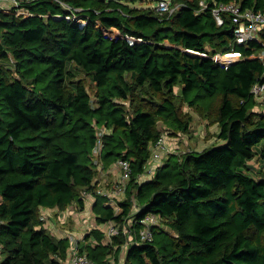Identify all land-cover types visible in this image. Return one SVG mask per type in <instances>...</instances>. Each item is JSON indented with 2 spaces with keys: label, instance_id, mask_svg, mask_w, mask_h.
I'll use <instances>...</instances> for the list:
<instances>
[{
  "label": "trees",
  "instance_id": "obj_1",
  "mask_svg": "<svg viewBox=\"0 0 264 264\" xmlns=\"http://www.w3.org/2000/svg\"><path fill=\"white\" fill-rule=\"evenodd\" d=\"M201 1L170 0L171 15L127 0H30L26 16L0 10V264H64L71 239L49 231L43 209L84 208V192L96 197L98 223L122 229L131 217L161 216L153 241L130 244L124 264H264V167L257 176L242 169L264 159V106L251 93L264 82V60L250 57L264 50V27L238 45L232 16L220 25L213 14L216 3L264 10V0ZM232 48L244 58L229 67L189 52ZM42 76L51 91L38 87ZM193 108L219 126L220 142L172 153L141 178L164 129L189 132ZM102 126L105 166L132 165L119 211L95 185ZM21 136L39 144L19 145ZM125 243L123 233L110 242L94 228L80 246L103 262L118 260Z\"/></svg>",
  "mask_w": 264,
  "mask_h": 264
},
{
  "label": "built area",
  "instance_id": "obj_2",
  "mask_svg": "<svg viewBox=\"0 0 264 264\" xmlns=\"http://www.w3.org/2000/svg\"><path fill=\"white\" fill-rule=\"evenodd\" d=\"M26 1L30 0H0V10L10 11L16 9L18 15H28L30 12L24 9L22 4ZM201 5L203 7H207L206 1H201ZM157 11L160 14H172L175 10L170 4V0H161L157 6ZM224 13H228L232 16L233 22L235 23V42L238 45H243L251 40L259 39V31L264 27V10H254L253 8H243L240 4L235 2H220L216 3L213 8V14L218 22V24L222 25L225 21ZM70 17V16H68ZM83 23H85L83 21ZM128 40L133 43L135 41H142V38H136L134 36H127ZM189 52L200 55L204 57L212 58L217 64L222 67H229L230 65L236 63L237 61L244 58L241 51L237 49H229L226 51H217L213 54L208 52H198L190 50ZM251 58L257 57L264 60V50H262L258 54H252ZM251 93L255 96V98L264 106V82H256L251 89ZM107 129L105 126L99 127L98 134L99 140L94 149V156L102 153L103 150V141L102 136L106 133ZM171 144L168 142L166 135L164 133L161 134L159 139L153 144L151 150V157L148 160L145 166V173L141 176V178H148L151 175H154L157 168L162 165L164 159L168 157L170 154L174 153V149L170 146ZM95 162V161H94ZM256 165L260 167L259 159L255 161ZM96 164V162H95ZM97 165V164H96ZM115 167L119 171V183L114 188L113 194L121 200L116 199V210H120L119 202L125 198L126 191L128 189L129 181L132 176V165L129 159L119 158L115 162ZM87 193L84 192V195ZM113 194L107 196L110 200H113ZM136 207V211L139 210L137 204H134ZM109 225L106 230V237L108 241H112L113 236L123 233L126 237L125 246H128L135 242H152L154 239V227L158 226L161 222V216L155 213H148L142 216L140 219H135V217H131L128 222L123 224L122 229H120L119 224L113 220L108 221ZM135 222H139L141 228L138 232L133 230V225ZM81 239L72 238L71 246L69 248L68 259L64 264H119L115 261L114 258H110L103 262H98L93 260L86 251L81 250L80 246Z\"/></svg>",
  "mask_w": 264,
  "mask_h": 264
},
{
  "label": "crops",
  "instance_id": "obj_3",
  "mask_svg": "<svg viewBox=\"0 0 264 264\" xmlns=\"http://www.w3.org/2000/svg\"><path fill=\"white\" fill-rule=\"evenodd\" d=\"M218 131H219V127L216 130L217 132L216 135H218ZM217 141L220 142L218 139ZM172 143L174 144V148H175L174 153L175 152L179 153L180 138L178 137L175 138L174 142ZM165 159H167V157ZM93 161L96 162L97 164L96 168L99 171L95 178V185L97 188V192L103 195L107 194L108 196L111 194L112 196L114 188H116V186L119 183V171L116 169L115 163L109 166L108 165L105 166L102 153L98 154L96 158H93ZM257 168H260V167L257 166ZM84 198H85L84 208L81 206H78V204L75 203L66 210H59L57 208H44L43 209V217L46 220V227L49 229V231L52 232V234H54L55 236L59 238H67V237L69 239L79 238L83 242L85 241V235L88 233H91L92 229L94 228H99L104 232V234H106V230L108 228L107 227L108 222L98 223L96 220V214L93 211L94 204L96 203L95 195L91 193H87L86 195H84ZM116 199L118 201L121 200L120 198L116 197L115 194H113V200H110L107 197L105 203L113 206L116 209V204H115ZM89 204H90V208H92V211L95 217L94 218L95 223L90 229L86 230L84 228L87 224L86 222L87 220H82L81 214L87 209V205ZM89 240L90 241L95 240L94 236H91ZM124 247H122V250L120 252V257H118V260H116L115 256H111L110 258H114L117 263L122 264L121 256H123Z\"/></svg>",
  "mask_w": 264,
  "mask_h": 264
},
{
  "label": "rangeland",
  "instance_id": "obj_4",
  "mask_svg": "<svg viewBox=\"0 0 264 264\" xmlns=\"http://www.w3.org/2000/svg\"><path fill=\"white\" fill-rule=\"evenodd\" d=\"M127 1L131 5H135L138 7L151 6V7L156 8L157 4L161 0H127ZM80 77H82L85 80L90 92L92 93V95H94L95 93L94 91L96 89L94 85V80L90 76H87L86 73H84L82 70H81ZM51 81L52 80H50L49 77L42 76L38 84V87L40 88L41 86L46 85L48 86L47 90L51 91L54 87L53 84L52 86L50 85ZM193 92L194 93H192L191 96H195L196 92L195 91ZM191 112L193 113L194 118H193L192 125H191L189 132L176 134V133L171 132L170 130H165V129L162 132L166 135V138L168 142L171 144L170 146L172 148H174V144L172 142H174L175 138L177 137L180 138L179 152L181 153L185 151H190V150L199 151V150H202L204 147H207L211 144L219 143L217 141L218 138H216L218 136L216 135L217 134L216 130L218 129L219 126L215 124L214 122L209 123L208 119L198 114L195 108L191 109ZM3 114H4L6 121H9L12 118L10 109L7 103H4ZM3 129H5V124L3 126ZM17 143L19 145L39 144L36 139H30L29 136H21V138L17 140ZM260 147H261V144L257 148H260ZM256 160H257L256 158L252 160H248L246 162V165L242 166L243 172L249 175L257 176V172L260 168H257V165L255 163ZM259 163L261 167H264V159L259 160ZM81 215H82V220H87L86 221L87 224L84 229L86 230L90 229L95 223V219H94L95 217H94L92 208H90V204L87 205V209ZM108 225H109V222H108ZM126 253H127V248L125 246L123 256H121L122 264L125 261Z\"/></svg>",
  "mask_w": 264,
  "mask_h": 264
}]
</instances>
